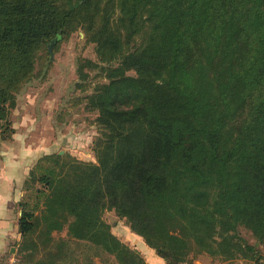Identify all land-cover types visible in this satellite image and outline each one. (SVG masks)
Returning a JSON list of instances; mask_svg holds the SVG:
<instances>
[{"label":"trees","instance_id":"1","mask_svg":"<svg viewBox=\"0 0 264 264\" xmlns=\"http://www.w3.org/2000/svg\"><path fill=\"white\" fill-rule=\"evenodd\" d=\"M77 30L98 57L77 66L82 90L92 71L98 79L86 95L96 159L55 151L35 161L15 264H95L102 253L149 264L106 210L165 264L201 251L264 264L241 233L264 244V0H0L2 137L49 43Z\"/></svg>","mask_w":264,"mask_h":264},{"label":"rangeland","instance_id":"2","mask_svg":"<svg viewBox=\"0 0 264 264\" xmlns=\"http://www.w3.org/2000/svg\"><path fill=\"white\" fill-rule=\"evenodd\" d=\"M82 57L94 60L98 58L95 44L87 42L84 32L77 30L56 48L53 45V57L42 56L38 59L37 75L22 86L18 93L17 105L11 109V125L14 127L11 136L4 138L0 132V155L14 154L20 160L25 159L23 169H27L29 161L36 160L44 153L55 151L85 160L96 159L93 140L98 134L95 122L97 111L88 108L86 95L92 91L98 79L96 80L95 71H92L88 88L82 90L77 86L78 60ZM5 157L7 156L3 158ZM104 218L111 223L112 230L122 240L142 250L140 251L149 264L166 263L155 248L145 245L142 242L143 238L133 232L125 218L119 217L114 210H106ZM241 233L250 242L259 246L264 256V244L258 243L252 232L244 227L241 228ZM54 235L66 236V229L54 232ZM83 259L86 257L82 253V262ZM92 259L95 264H116L113 256L103 253L92 256ZM155 259L158 262L154 263ZM191 264H254V262L244 257L226 260L220 255L201 251Z\"/></svg>","mask_w":264,"mask_h":264},{"label":"crops","instance_id":"3","mask_svg":"<svg viewBox=\"0 0 264 264\" xmlns=\"http://www.w3.org/2000/svg\"><path fill=\"white\" fill-rule=\"evenodd\" d=\"M4 156L7 157L3 158ZM4 156L0 155V260L10 261L16 258L18 242L21 239L19 217L22 210L19 201L24 194V181L39 156L32 162L27 161V169H23L25 159L20 160L14 154ZM142 242L147 244L145 240ZM155 262L158 261L155 259Z\"/></svg>","mask_w":264,"mask_h":264},{"label":"water","instance_id":"4","mask_svg":"<svg viewBox=\"0 0 264 264\" xmlns=\"http://www.w3.org/2000/svg\"><path fill=\"white\" fill-rule=\"evenodd\" d=\"M55 41H56V38H54V39L49 43V46H48V48H49V50H50V52H51V57H53V49H52V47H53V44L55 43Z\"/></svg>","mask_w":264,"mask_h":264},{"label":"built area","instance_id":"5","mask_svg":"<svg viewBox=\"0 0 264 264\" xmlns=\"http://www.w3.org/2000/svg\"><path fill=\"white\" fill-rule=\"evenodd\" d=\"M0 264H15V259L10 260L8 263H2V262H0Z\"/></svg>","mask_w":264,"mask_h":264}]
</instances>
